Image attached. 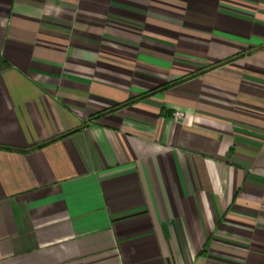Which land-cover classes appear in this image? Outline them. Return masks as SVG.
Masks as SVG:
<instances>
[{
  "label": "crops",
  "instance_id": "1",
  "mask_svg": "<svg viewBox=\"0 0 264 264\" xmlns=\"http://www.w3.org/2000/svg\"><path fill=\"white\" fill-rule=\"evenodd\" d=\"M0 264H264V0H0Z\"/></svg>",
  "mask_w": 264,
  "mask_h": 264
},
{
  "label": "built area",
  "instance_id": "2",
  "mask_svg": "<svg viewBox=\"0 0 264 264\" xmlns=\"http://www.w3.org/2000/svg\"><path fill=\"white\" fill-rule=\"evenodd\" d=\"M182 113H176V117H179Z\"/></svg>",
  "mask_w": 264,
  "mask_h": 264
}]
</instances>
